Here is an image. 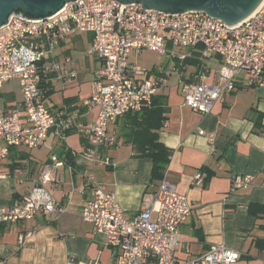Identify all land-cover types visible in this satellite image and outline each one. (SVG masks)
Masks as SVG:
<instances>
[{
  "label": "crops",
  "instance_id": "1",
  "mask_svg": "<svg viewBox=\"0 0 264 264\" xmlns=\"http://www.w3.org/2000/svg\"><path fill=\"white\" fill-rule=\"evenodd\" d=\"M77 35L81 34L71 36ZM86 36L90 46L91 37ZM66 38L56 42L62 44ZM196 51L184 49L180 51L187 54L184 61L170 59L166 68L153 66L140 76L136 74L137 78L164 77L167 82L172 74L179 78L175 93H166V83L155 95L166 116L158 140L171 152L167 177L192 208L180 227L174 259L192 261L211 247L223 245L240 254L234 264H264V251L255 247L257 240L264 239V88L251 85L248 75L241 74L235 78L236 89L222 95L209 114L191 110L183 103L186 85H223L231 75L219 57L202 54L196 59ZM89 57L94 66L89 70L86 97L73 91L58 101L52 98L54 85L65 84L66 77L59 61L46 57L42 72L48 78L40 89L57 125L48 136L47 147L12 148L1 162L0 207L23 203L51 164L52 153L61 162L45 186L57 204V212L38 215L28 222L0 224V260L5 264H112L114 253L105 245L104 236L81 218L85 202L92 197V184L114 193L129 219L160 182L152 179L151 160L135 150L133 114L108 125L107 142L91 158L88 131L96 122L97 109L89 103L90 83L100 61ZM52 63L58 64L57 70L51 68ZM129 64L135 74L134 65ZM0 98V106L5 108L22 101L12 93L0 94ZM209 136L214 138L213 153ZM245 175L253 177L250 186L230 192L232 179Z\"/></svg>",
  "mask_w": 264,
  "mask_h": 264
},
{
  "label": "built area",
  "instance_id": "2",
  "mask_svg": "<svg viewBox=\"0 0 264 264\" xmlns=\"http://www.w3.org/2000/svg\"><path fill=\"white\" fill-rule=\"evenodd\" d=\"M76 34L91 37L84 55L100 61L90 83L89 103L97 109L96 122L88 131L92 159L107 142L112 121L150 107L158 89L166 86L164 77L137 78L128 61L132 52L149 51L182 62L187 54L179 49L200 48L203 56L219 57L231 73L223 85L193 83L184 87V105L202 115L209 114L222 95L236 89L235 78L241 74L248 75L251 85L264 88V0L254 13L231 28L201 11L165 15L117 0L67 2L53 15L37 21L10 15L0 27V89L17 80L22 101L13 107L0 106V165L12 148L47 147L57 121L45 105L39 72L44 71L42 62L53 43ZM58 67L51 64L54 70ZM198 134L203 136L204 132L199 130ZM208 142L213 153L214 138L209 136ZM50 161L22 204L0 207V224L28 222L57 212L45 186L61 162L53 153ZM196 179L200 182L201 176ZM252 180L250 175L235 176L230 192L247 189ZM191 209L165 171L156 191L144 198L140 211L129 219L115 194L93 183L92 197L85 202L81 218L104 236L105 245L114 253L112 264L236 263L240 254L223 245L211 247L192 261L174 259L180 227ZM0 264L5 263L0 260Z\"/></svg>",
  "mask_w": 264,
  "mask_h": 264
},
{
  "label": "water",
  "instance_id": "3",
  "mask_svg": "<svg viewBox=\"0 0 264 264\" xmlns=\"http://www.w3.org/2000/svg\"><path fill=\"white\" fill-rule=\"evenodd\" d=\"M75 0H0V27L10 15L37 21L59 11L67 2ZM122 5L135 3L146 10L167 14L201 11L224 22L228 28L243 22L263 0H117Z\"/></svg>",
  "mask_w": 264,
  "mask_h": 264
},
{
  "label": "rangeland",
  "instance_id": "4",
  "mask_svg": "<svg viewBox=\"0 0 264 264\" xmlns=\"http://www.w3.org/2000/svg\"><path fill=\"white\" fill-rule=\"evenodd\" d=\"M78 36L76 38L69 36L62 44H58L55 41L48 50L47 57L59 61L63 77H66L65 84L55 83L56 93L52 97L53 101L60 100L63 95H71L73 91L79 93L81 98L87 95L91 75L89 70L93 69L94 61L91 57L84 55L89 46L87 36L85 34ZM178 51H184V49H179ZM129 62L134 65L136 74L140 76L143 72L150 71L153 66L166 68L170 64V58L168 56H159L153 52L142 51L139 55L132 52ZM178 80L177 74H172L168 77L167 86L165 87L166 93H175L179 85L177 84ZM63 85H65V90L61 93L59 90L63 88ZM9 93L14 94L17 101L21 100L22 96L17 80L10 81L2 86L0 94L6 95ZM0 102L3 103L2 98H0Z\"/></svg>",
  "mask_w": 264,
  "mask_h": 264
},
{
  "label": "trees",
  "instance_id": "5",
  "mask_svg": "<svg viewBox=\"0 0 264 264\" xmlns=\"http://www.w3.org/2000/svg\"><path fill=\"white\" fill-rule=\"evenodd\" d=\"M200 50V48H197V51L193 53L196 59L202 55ZM193 51L194 50H192V52ZM46 59L47 58H45L43 62H47ZM39 78L40 86H42V84H44V79L48 77L40 71ZM132 118L136 126L133 141L135 150L140 157H148L151 160L152 179L159 181L162 179L163 174L166 171L171 156V152L158 140V131L166 122L162 103L154 96L150 107L143 109L139 113L133 114ZM255 247L264 251V239L257 240L255 242Z\"/></svg>",
  "mask_w": 264,
  "mask_h": 264
}]
</instances>
